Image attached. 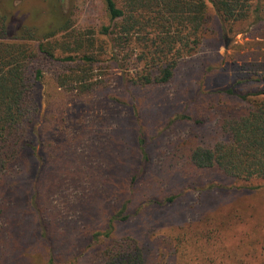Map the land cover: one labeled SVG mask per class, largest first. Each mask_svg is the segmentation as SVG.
<instances>
[{"label": "trees", "instance_id": "1", "mask_svg": "<svg viewBox=\"0 0 264 264\" xmlns=\"http://www.w3.org/2000/svg\"><path fill=\"white\" fill-rule=\"evenodd\" d=\"M125 4L128 14L115 0H105L111 20L124 23L118 39L140 34L151 42V63L156 64L154 72L128 81L134 105L138 92L173 86L179 80L182 50L192 53L202 47L200 32L209 6L224 22H264V0ZM12 7L2 6L0 0V261L253 264L254 251L242 258L225 245L231 219L216 207L220 187L210 185L204 191L196 181L210 173L237 182L264 181V91L238 95L230 89L225 95L234 98L232 102L202 109L197 116L180 114L152 135L149 129L134 131L140 112L134 114L129 131L141 155L139 165L137 156L128 158L130 153L121 151L120 126L109 112L94 106L97 95L111 87L105 80L92 79L87 67L94 58L56 57L51 40L67 29L58 11L51 9L52 20L44 26L29 28L12 23ZM151 30L157 31L154 39H148ZM44 61L76 64L75 70L61 71L56 79L61 88L75 92L84 110L63 140L49 136L52 125H42L40 165L33 173L27 152L37 145L38 86L43 79L38 66ZM249 68L264 85V56ZM172 209L190 219L199 216L198 229H188L194 223L184 229L171 219V229L158 235V225L170 224L164 213Z\"/></svg>", "mask_w": 264, "mask_h": 264}, {"label": "rangeland", "instance_id": "2", "mask_svg": "<svg viewBox=\"0 0 264 264\" xmlns=\"http://www.w3.org/2000/svg\"><path fill=\"white\" fill-rule=\"evenodd\" d=\"M115 2L119 9L128 14L125 0ZM9 4L13 6L12 10L9 9L13 14L10 17L12 23L18 22L29 28L44 26L52 20L51 9L53 12L58 11L57 17L67 29L51 40L57 48L56 57L65 59L73 56L78 61L84 56L94 58L95 62L87 67L92 79L105 80L111 86L97 95L98 102L94 106L97 110L109 112L113 121L120 126L124 135L121 151L130 153L128 158L137 156L139 165L141 155L129 131L134 114L140 112V120L134 131L149 129V135H152L165 130L170 120L180 114L196 115L202 109L211 110L223 103L232 102L234 98L225 95L230 89L238 95L264 91V85L256 82L257 77L249 68L255 59L264 56V22L255 23L254 19L237 23L224 22L209 6L207 23L200 32L202 47L192 53H183L187 49L182 50L179 80L173 86L138 92L134 105L128 94V81L149 71L154 72L156 64L153 67L151 63L152 50L148 39H154L157 31L151 30L147 40L145 37L148 42L133 32L120 41L118 37L122 35L120 28L124 23L122 20H111L105 0H1L2 6L7 7ZM185 35L186 31L183 33ZM179 48L177 45L176 49ZM38 68L43 71V79L38 86L40 117L34 135L37 145L33 152H27L33 164V173L40 165L38 131L42 125H52L49 136L63 140L84 110L75 92L61 88L56 79L61 71L75 70L76 64L44 61ZM173 93L175 98H172ZM161 106L166 107L162 109ZM196 183L201 184L204 191L210 185L220 187V195L215 199L216 207L224 217L231 219V227L225 233V245L233 254H239L242 258L254 251L256 260L253 264H264V181L237 182L210 173ZM179 211L172 209L164 213L170 224L164 222L158 225V235L171 229V219L184 229L190 223H194L188 228L190 231L198 229L199 216L190 219L179 214ZM239 219L245 222L240 223ZM133 228L134 231L139 230L136 226ZM18 262L20 260L12 264ZM0 264L6 263L0 261ZM80 264H89V259ZM201 264L209 263L204 261Z\"/></svg>", "mask_w": 264, "mask_h": 264}]
</instances>
